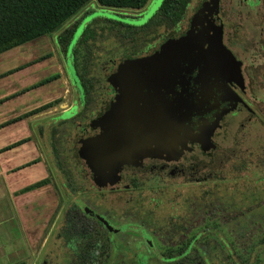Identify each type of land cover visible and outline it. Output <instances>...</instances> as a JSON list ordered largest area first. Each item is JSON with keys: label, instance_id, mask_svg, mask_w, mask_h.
I'll list each match as a JSON object with an SVG mask.
<instances>
[{"label": "rangeland", "instance_id": "obj_1", "mask_svg": "<svg viewBox=\"0 0 264 264\" xmlns=\"http://www.w3.org/2000/svg\"><path fill=\"white\" fill-rule=\"evenodd\" d=\"M162 2L163 0H149L141 11L105 10L92 2L51 36L37 38L0 55V73L17 65H30L27 69L13 73L14 75L6 78L11 82L10 88L26 84H28L26 86H33L55 74L59 75L58 81L45 82L42 92L33 90L35 91L33 98L39 95L36 99L31 100L24 97L7 103L5 111L1 112L0 119H5L8 111L13 117L20 110L21 112L30 110L40 102L43 103L52 95L56 96L62 91V94L57 97L59 101L55 107L33 115L26 124L33 144L41 155L51 191L46 193V189H44L45 194L42 192L30 194L31 197L22 204L24 208L22 217H25L29 223L26 228L17 225L18 233L15 239L16 253H27L25 259L22 257L21 260L24 264H42L43 253L46 250V246L43 247V230L46 225L50 240L47 249H56L54 241L57 226L61 217H65L64 213L70 209L72 202L79 201L100 209H112L117 214H120L121 209L126 208L139 215L145 214L155 224V227L160 229H166L176 221L192 219V212L196 205H219L226 211L225 214L228 217L231 218L234 214L235 221L229 220L226 225L220 224L219 227L209 223L206 227L209 231L213 229L218 238L224 237L226 240L228 235H231V238L240 239L237 231H240L242 224H248L251 213L257 210L252 206L259 200H264V192H254L253 178L242 171L247 167L242 168L240 172H229L228 167L224 175L218 178H209L206 183L194 184L182 179L155 182L139 181L137 185L142 188L127 193L122 199L117 194L98 197L84 179L83 169L75 160L78 150L76 141L85 135L83 134L84 128L88 127V123L95 118L99 111L104 109L111 98L108 75L112 71V64L119 63L128 56L142 54L145 47L163 41L174 32V26L162 24L149 27L145 29L146 32L140 33V35L136 33L146 27ZM194 5L195 3L192 2L191 7ZM190 14L191 10L188 8L179 28L183 29L186 26L187 17ZM232 20L235 21L237 18ZM112 22L134 26L126 29L130 32L134 31L135 35L131 36L123 26H112L110 24ZM237 22L242 23L241 20ZM230 23L231 21L226 22L227 28L231 27ZM245 23L243 24L245 27H252L251 24ZM74 25L75 32L69 47L70 51L77 43L80 44L83 41L86 30L88 32V29H93L92 37L86 39L88 56L82 64L86 71L85 77L89 81L88 94L84 106L79 109V114L69 122H61L57 120L66 119L75 114L76 107L61 115L68 107L79 104V93L75 87L77 79L70 75L74 70L69 60L70 51L66 56L59 48L56 37ZM80 65L76 68L78 74L83 71ZM4 81L5 79H3V83H0V88H2L0 97L5 95V91L10 90ZM22 103H25L24 106L18 107ZM16 107L17 109H14ZM59 115L61 116L58 117ZM19 134L20 132H14L13 138H20ZM24 136L22 134V137ZM5 138L7 137L5 136ZM38 170L43 175V169L39 168ZM260 211L264 212V210ZM44 219L46 220L44 221ZM21 229L23 231L25 229L24 234L21 233ZM208 236L207 253L202 256L203 259L208 260L206 264H235L234 262L240 264L241 259L244 258V256H240L242 253L245 257L246 253H251L249 258L251 263L264 264V244L258 242L261 239L259 233L254 242H246L245 246H248V249L242 247L244 245L240 242H236V245L239 246L237 249L234 247L235 242H231V246L225 247L218 242L217 237H212L211 233ZM176 239L175 237L174 240ZM197 260L194 264L201 263V259ZM61 261L59 259L58 263ZM146 264L165 263L148 260Z\"/></svg>", "mask_w": 264, "mask_h": 264}, {"label": "flooded vegetation", "instance_id": "obj_2", "mask_svg": "<svg viewBox=\"0 0 264 264\" xmlns=\"http://www.w3.org/2000/svg\"><path fill=\"white\" fill-rule=\"evenodd\" d=\"M202 1L188 0L184 18L188 8L191 14L183 29L179 28L181 21L174 26L173 34L158 41L159 44L145 47L142 54L137 53L132 55L135 57L128 56L112 64V71L108 75L111 98L104 109L88 123V127L84 128L85 135L76 141L78 150L75 160L81 165L90 189L98 197L117 194L122 199L127 193L142 188L137 185L139 181L182 179L194 184L206 183L209 178L224 175L228 167L229 172H240L247 167L242 171L253 178V191L264 192V0H218L215 21L222 25L223 43L241 61L242 82L228 85L236 94L238 102L235 109L220 122L209 146L194 144L176 160H148L140 166H124L114 183L104 188L95 186L89 180L81 162L82 147L99 133V122L109 112L117 97L111 84L112 75L126 59L149 57L170 40L181 36L189 28L190 20ZM192 2L195 3L193 7ZM233 18L237 20L233 21ZM239 20L241 24L237 22ZM229 21L231 27L227 28L226 22ZM245 22L252 27H245ZM75 87L79 93V104L74 105L75 114L61 119L62 122L71 121L84 106L85 100L78 79ZM45 184H49V179ZM70 204V209L65 211V217H61L57 226L54 241L56 249H47L50 241L47 225L43 230V247L46 246V250L42 264H146L148 260H158L165 264H194L197 259H201L200 264H206L208 260L202 256L207 253L208 235L211 233L212 237L218 238L213 229L208 230L207 224L219 227L220 224L226 225L229 220L235 221L234 214L228 217L221 206L203 204L194 207L192 219L176 221L168 228L160 229L145 214L139 215L126 208L117 214L115 210L96 208L84 202ZM252 207L257 210L251 213L248 224H242L240 231H237L240 239L228 235L226 240L219 237L218 242L225 247L235 242L236 249L239 247L236 242H240L244 245L242 247L248 249L246 242H254L259 233L261 239L258 242L264 244V212H259L264 210V200H259ZM250 254L246 253V257L240 254L244 256L240 264H254L249 261ZM59 259L61 263H58Z\"/></svg>", "mask_w": 264, "mask_h": 264}, {"label": "water", "instance_id": "obj_3", "mask_svg": "<svg viewBox=\"0 0 264 264\" xmlns=\"http://www.w3.org/2000/svg\"><path fill=\"white\" fill-rule=\"evenodd\" d=\"M217 11L218 0H203L181 36L112 75L117 97L80 152L95 186L112 185L124 166L176 160L194 144L209 146L235 109L228 85L242 82L241 61L223 43Z\"/></svg>", "mask_w": 264, "mask_h": 264}, {"label": "crops", "instance_id": "obj_4", "mask_svg": "<svg viewBox=\"0 0 264 264\" xmlns=\"http://www.w3.org/2000/svg\"><path fill=\"white\" fill-rule=\"evenodd\" d=\"M29 66V64L24 66L17 65L0 73V83H3V79H5L4 82L10 88L11 82L6 78L14 75L13 73L27 69ZM70 75L74 76L73 73ZM52 77H54L52 81H58L59 75L55 74ZM46 80H42L33 86L30 84V86H26L28 84L23 86L18 85L15 88H10L9 91H5V95L0 97V115L3 110L5 111L7 103L9 104L14 100L24 97H28L31 100L39 97L38 95L33 98L35 92L33 90H43V84ZM60 94H62V91ZM60 94L56 96L55 94L52 95L48 100H45L43 103L40 102L39 105L30 110L24 112L20 110L13 117H11L12 115L10 116V112L8 111L5 116L6 118L0 119V264H24L21 260L22 257L25 259L27 253H16L17 245L15 239L18 233L17 225L26 228L29 223L25 220V217H22V210L24 209L22 204L31 197L30 194H40L41 192L45 194L44 189H46V193L51 191L48 184H41L43 181L48 180L46 169H44L41 155L33 144L26 124H28V120L33 115L55 107L58 104L59 100L57 97ZM25 103L20 104L18 107L24 106ZM49 103L53 104L50 108L32 113L33 110ZM72 108H74V105L68 107L61 115L71 111ZM14 109H17V107ZM57 121H61V119ZM14 132H20L19 137H21L13 138ZM22 134L25 136L22 137ZM10 136L12 137L10 138ZM39 168L43 169V175L39 172ZM21 233L24 234L25 229L24 231L21 229Z\"/></svg>", "mask_w": 264, "mask_h": 264}, {"label": "trees", "instance_id": "obj_5", "mask_svg": "<svg viewBox=\"0 0 264 264\" xmlns=\"http://www.w3.org/2000/svg\"><path fill=\"white\" fill-rule=\"evenodd\" d=\"M149 0H0V54L13 48L22 46L43 36H51L73 18L78 12L90 3L107 10L141 11ZM188 0H163L158 12L152 17L144 29L136 31L137 34L146 32L145 29L162 24L175 26L184 19V8ZM112 26H123L125 31L130 32L122 23H106ZM75 25L57 35L56 41L63 53L68 54L69 47L74 37ZM89 32V33H88ZM84 33V39L76 44L70 51V62L73 66L74 76L79 80L82 96L86 102L88 83L85 77V68L82 65L87 59V38L92 37L93 29ZM134 36V31L129 33ZM87 39V40H86ZM85 44V45H84ZM135 57V56H132ZM126 61H129L126 59ZM124 63V62H123ZM81 64V65H80ZM80 65L82 73L78 74L76 68ZM54 80L51 77L46 80ZM49 103L32 111L37 113L52 106ZM43 181L41 184H45Z\"/></svg>", "mask_w": 264, "mask_h": 264}]
</instances>
